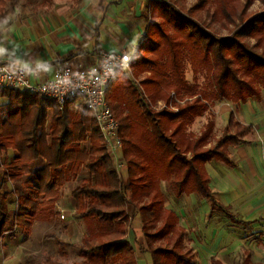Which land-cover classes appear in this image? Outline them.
<instances>
[{"label":"trees","instance_id":"trees-1","mask_svg":"<svg viewBox=\"0 0 264 264\" xmlns=\"http://www.w3.org/2000/svg\"><path fill=\"white\" fill-rule=\"evenodd\" d=\"M51 1L42 0V6ZM254 1L264 9V0H196L189 9H185L187 0L150 1L147 29L130 64L132 76H144L140 87L149 102L168 104L172 93L192 99L176 113L155 112L126 74L116 76L107 98L120 126V154L128 178L125 186L94 116L83 104L73 107L72 101L59 111L52 101L0 89V99L7 101L0 105V178L6 182L27 177V191L17 197L13 215L0 184V240L10 223L28 232L35 221L59 218L55 203L60 190L82 171L87 177L71 197L74 216L83 223L85 233L76 248L80 260L72 264H137L134 248L126 239L132 219L129 206L148 215L142 231L153 264H194L190 250L180 252L185 231L178 216L164 207L161 182L176 197L195 194L209 202L211 212L217 210L231 222L242 224L214 198L205 165L211 161L230 165L228 148L241 144L253 127L240 124L230 114L214 140L211 117L198 135L187 129L208 115L211 103L261 102L264 11L252 14L249 9ZM5 2L0 0V11ZM184 60L194 75H204L203 87L187 82ZM9 151L13 152L11 160L7 159ZM37 163L42 167L33 170ZM48 239L61 247L58 255L65 257V244L53 235ZM249 262L247 253L241 264ZM41 264L63 263L47 255ZM210 264L222 263L212 258Z\"/></svg>","mask_w":264,"mask_h":264},{"label":"crops","instance_id":"crops-1","mask_svg":"<svg viewBox=\"0 0 264 264\" xmlns=\"http://www.w3.org/2000/svg\"><path fill=\"white\" fill-rule=\"evenodd\" d=\"M50 4L44 6L47 11L43 14L24 16L26 18L22 19L18 25L19 32L16 33L18 37L5 33L0 36V63L36 70V75H30L31 82L51 78L53 66L57 62L72 68H85L95 62L96 54L99 52H129L133 55L147 29L148 15L144 11V0L98 1L97 15L93 17L84 11V8L78 7L76 10H71L66 6H54L49 9ZM250 100L241 105L243 111L241 110L240 113L238 112L240 105L238 107L236 104H232L235 105L234 110L228 113V119L229 115L233 114L240 124L253 127L252 133L246 136L241 144L228 148L231 164L226 165L220 161H215L219 164H214V161H211L205 165V171L209 177V188L214 198L242 224L231 222L217 210L211 212L209 202L207 201L209 204L207 206L206 200L200 199L195 194L174 196L181 204L178 215L172 209L164 207L178 216V223L184 229L185 236L190 222L203 218L210 223L209 235L217 234L219 229L218 231L216 229V219L223 220L218 217V214H222L227 220L225 221L229 223L225 224L222 230L225 234L233 236L230 232L232 228L228 227L232 225L259 230L264 234V152H261L258 144L249 143L255 131L253 124L263 120L264 113L255 115L258 111L250 109L252 107ZM127 180L126 170L123 182ZM166 185L165 182H161L160 190ZM127 211L132 219L126 239L134 248L137 264H153L148 249L147 252L144 251L145 256L138 252L142 240L145 242L141 213L138 208L132 206H129ZM247 253L250 254L251 262V257L255 253L247 250L244 258ZM212 258L224 264L220 258L214 256L210 257L209 264Z\"/></svg>","mask_w":264,"mask_h":264},{"label":"rangeland","instance_id":"rangeland-1","mask_svg":"<svg viewBox=\"0 0 264 264\" xmlns=\"http://www.w3.org/2000/svg\"><path fill=\"white\" fill-rule=\"evenodd\" d=\"M98 1L106 2L107 0H52L49 9L54 6H66L71 10H76L80 7L81 9L84 8V11L88 12L91 17H93L94 15H97ZM144 1V11L145 14L148 15L149 2L151 0ZM195 1L196 0H187L185 3V9H189ZM46 11V8L42 6V0H6L5 6L0 12V36L5 33L7 35L10 34L14 37H18V25L22 19L32 17L35 14H43ZM249 11L252 14H258L264 11V9L259 1H254ZM156 22H158V20H156ZM220 34L222 36L227 35L224 31H220ZM250 43L252 44V41H250ZM184 74L190 85L195 83L198 87L204 86V75L201 73L194 75L188 60H184ZM125 76L142 93L144 100L147 102L148 100L145 99L146 96L144 95V89L140 87V82L144 79V76L134 78L131 71ZM172 96L173 93L171 94V98ZM175 99L177 102L175 101V103L172 104L174 110L171 109L169 103L166 104L162 101H156L154 103L148 101V105L155 112L168 111L170 113H176V110L178 111L186 101L191 100L192 98L184 96L178 97L175 95ZM74 102L75 103L72 104L73 107L79 104L77 101ZM249 102L252 104L250 109L254 111L256 109L258 111L255 115H259L261 112L264 113V89H261L260 103L255 99H251ZM5 103H7L5 99H0V105ZM230 104L229 102L211 103L208 115L205 114L202 118L197 119L187 131L194 135L198 134L209 117H211V120L214 122L212 137V140H214L221 134L223 127L226 125L225 123L227 122L229 111L232 112L234 110L235 105H232V103ZM166 105L169 107H165ZM237 106L239 107V105ZM241 110L243 111L242 106L240 105L238 112L240 113ZM51 116L52 113L49 110L46 125L47 130L49 128ZM253 125L255 131L251 136L249 143L258 144L262 150L261 152H264V117L263 120H258V123H254ZM82 146L86 147L88 145L82 144ZM12 157L13 152L9 151L7 159L11 160ZM213 163L219 164L215 161ZM41 165L42 164L37 163L33 165L32 168L33 170H36L41 168ZM86 177L87 173L82 171L76 179L66 184L60 190V197L55 203V211L58 212L59 218H56L51 222L35 221L32 226L28 228V232L21 227L12 225L11 223L7 225L8 231L0 240V264H41L47 255L52 256L63 264H72L80 260L76 248L81 244V240L85 233V227L83 223L74 216V201L71 197V192L81 183V180ZM26 179L27 177L24 176L16 181L2 182L0 178L2 191L8 194L6 205L11 215L16 212L17 197L27 191V186L24 184ZM123 181L124 180H121V183L125 186L127 182ZM161 191L165 199L164 206L172 209L178 215L181 204L179 203V199L174 197L175 195L170 186L168 184L162 186ZM206 203L207 206H209L207 201ZM61 215L63 218H61ZM141 216L142 223L148 221V215L146 213H142ZM218 217L223 220L216 219V229L217 231L219 229V231L217 234L213 233L212 236L209 235V221L206 222L203 218L199 219V221L194 220L193 222H190V227L184 238L185 240L180 252L183 253L184 250H190L194 256V264H209L211 256L220 258L224 264H241L244 258V253L247 250H251L255 254L252 255V261L250 264H264V234L260 233L259 230L232 225L228 226L232 228L230 232L233 236H230L228 233L225 234V232H222V230H224V225L229 223L226 222L227 220L222 214H218ZM187 218H189V216H187ZM153 229V227H150V232H153ZM50 235L55 236L65 244V257H60L58 255V251L61 247L56 246L53 241L48 239V236ZM67 245H72L73 248L67 247ZM139 246L141 247L139 250L137 248L139 254L145 256L147 248L144 240H142V243Z\"/></svg>","mask_w":264,"mask_h":264},{"label":"built area","instance_id":"built-area-1","mask_svg":"<svg viewBox=\"0 0 264 264\" xmlns=\"http://www.w3.org/2000/svg\"><path fill=\"white\" fill-rule=\"evenodd\" d=\"M132 56L126 52H99L96 54L95 62L85 68H72L57 62L53 66L51 78L40 82L30 81V75H36V70L0 63V89L52 101L58 106L59 111H63L72 101L83 104L94 116L114 169L119 179L124 180L126 165L120 154L122 149L120 126L107 94L118 74L130 73ZM175 101V96H172L169 102L172 110Z\"/></svg>","mask_w":264,"mask_h":264}]
</instances>
